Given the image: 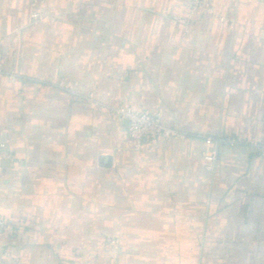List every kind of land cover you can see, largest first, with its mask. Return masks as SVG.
Wrapping results in <instances>:
<instances>
[{
  "label": "crops",
  "instance_id": "1",
  "mask_svg": "<svg viewBox=\"0 0 264 264\" xmlns=\"http://www.w3.org/2000/svg\"><path fill=\"white\" fill-rule=\"evenodd\" d=\"M36 1L39 21L0 0L17 76H0V264H264V156L203 162L206 136L264 142V0H211L187 32L189 0ZM91 91L178 136L133 151L125 122L70 93Z\"/></svg>",
  "mask_w": 264,
  "mask_h": 264
},
{
  "label": "built area",
  "instance_id": "2",
  "mask_svg": "<svg viewBox=\"0 0 264 264\" xmlns=\"http://www.w3.org/2000/svg\"><path fill=\"white\" fill-rule=\"evenodd\" d=\"M32 11L30 18L33 21H39L42 19L43 14L41 12L39 2L31 0ZM212 12L211 0H189L188 8L184 18H177L175 21L180 24L185 32L188 31L190 22L197 14H208ZM0 76H7L9 79H15L17 76L14 73L4 72L0 69ZM75 97L79 98L85 103H88L95 107L105 109L108 115L112 118L121 120L126 124L127 136L131 143V149L133 151H139L142 146L147 143H152L157 140H166L172 137L178 136V133L166 126L161 122L159 113H145L135 111L132 108L114 105L109 103H102L98 101L93 93L80 94L77 92H70ZM206 144L205 151L203 152L204 167L207 172H211L213 164L217 156V147H247L253 150L255 153L264 156V142H245L243 140H236L230 137H218V136H206L203 138ZM5 157L11 160L7 145L0 141V158ZM9 231L5 220L0 218V246L3 251V256L8 257L9 252L7 250ZM106 245H114V240H105ZM12 245V243L10 244ZM8 245V246H10ZM116 245V244H115ZM114 249L116 250V246Z\"/></svg>",
  "mask_w": 264,
  "mask_h": 264
},
{
  "label": "rangeland",
  "instance_id": "3",
  "mask_svg": "<svg viewBox=\"0 0 264 264\" xmlns=\"http://www.w3.org/2000/svg\"><path fill=\"white\" fill-rule=\"evenodd\" d=\"M89 93H93V96L95 97L96 96V93L95 91H91ZM88 93V94H89ZM106 239H109V240H114L115 241V246H116V250L114 249V245H106L105 244V249L106 251H108L109 253H112V254H117V253H120L122 251V247H121V244L119 243V240L116 239L115 237H109V238H106Z\"/></svg>",
  "mask_w": 264,
  "mask_h": 264
},
{
  "label": "water",
  "instance_id": "4",
  "mask_svg": "<svg viewBox=\"0 0 264 264\" xmlns=\"http://www.w3.org/2000/svg\"><path fill=\"white\" fill-rule=\"evenodd\" d=\"M110 160H111V158L109 156L102 158V161L106 167H108L110 165Z\"/></svg>",
  "mask_w": 264,
  "mask_h": 264
}]
</instances>
